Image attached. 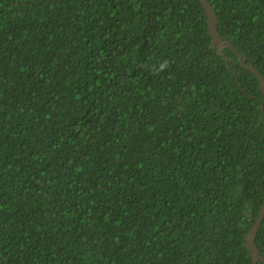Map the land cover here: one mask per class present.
Wrapping results in <instances>:
<instances>
[{
    "label": "trees",
    "instance_id": "16d2710c",
    "mask_svg": "<svg viewBox=\"0 0 264 264\" xmlns=\"http://www.w3.org/2000/svg\"><path fill=\"white\" fill-rule=\"evenodd\" d=\"M208 1L236 52L197 0H0V264H253L264 0Z\"/></svg>",
    "mask_w": 264,
    "mask_h": 264
},
{
    "label": "water",
    "instance_id": "95a60500",
    "mask_svg": "<svg viewBox=\"0 0 264 264\" xmlns=\"http://www.w3.org/2000/svg\"><path fill=\"white\" fill-rule=\"evenodd\" d=\"M197 1L200 2L202 7L204 8L208 18V30L212 37V48L213 49L217 48L218 52H221L223 51V49L226 48L236 52L230 42H224V40L222 39L218 30L219 19L210 2L208 0H197ZM224 58L228 60L226 57ZM238 58L242 66L256 76L259 82L260 90L264 95V77L252 65L244 64L241 55L238 54ZM263 221H264V205L261 210L259 218L256 220L252 229L245 238L246 247L249 250L253 264H258L259 262L264 263V257L260 254L258 247L256 245V237L260 231Z\"/></svg>",
    "mask_w": 264,
    "mask_h": 264
},
{
    "label": "clouds",
    "instance_id": "9594fccd",
    "mask_svg": "<svg viewBox=\"0 0 264 264\" xmlns=\"http://www.w3.org/2000/svg\"><path fill=\"white\" fill-rule=\"evenodd\" d=\"M224 50V49H223ZM169 66V62L168 61H163L158 65V71H165Z\"/></svg>",
    "mask_w": 264,
    "mask_h": 264
}]
</instances>
